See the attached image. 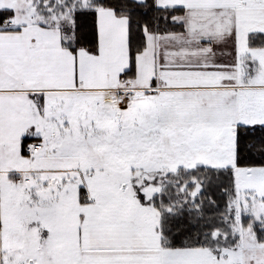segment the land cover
Segmentation results:
<instances>
[{
	"label": "snow or ice",
	"instance_id": "1",
	"mask_svg": "<svg viewBox=\"0 0 264 264\" xmlns=\"http://www.w3.org/2000/svg\"><path fill=\"white\" fill-rule=\"evenodd\" d=\"M0 264H264V0H0Z\"/></svg>",
	"mask_w": 264,
	"mask_h": 264
}]
</instances>
